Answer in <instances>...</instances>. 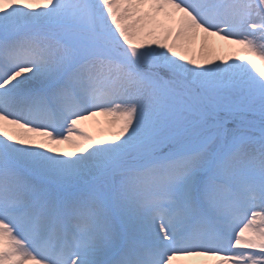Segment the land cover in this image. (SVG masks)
I'll return each mask as SVG.
<instances>
[{
	"label": "snow or ice",
	"instance_id": "1",
	"mask_svg": "<svg viewBox=\"0 0 264 264\" xmlns=\"http://www.w3.org/2000/svg\"><path fill=\"white\" fill-rule=\"evenodd\" d=\"M0 264H264V0H0Z\"/></svg>",
	"mask_w": 264,
	"mask_h": 264
},
{
	"label": "bare ground",
	"instance_id": "2",
	"mask_svg": "<svg viewBox=\"0 0 264 264\" xmlns=\"http://www.w3.org/2000/svg\"><path fill=\"white\" fill-rule=\"evenodd\" d=\"M98 119H103V118H98ZM86 127L88 128L89 131L94 129V126H92L90 123L86 124Z\"/></svg>",
	"mask_w": 264,
	"mask_h": 264
},
{
	"label": "rangeland",
	"instance_id": "3",
	"mask_svg": "<svg viewBox=\"0 0 264 264\" xmlns=\"http://www.w3.org/2000/svg\"><path fill=\"white\" fill-rule=\"evenodd\" d=\"M92 132H95V128L93 130H91Z\"/></svg>",
	"mask_w": 264,
	"mask_h": 264
}]
</instances>
